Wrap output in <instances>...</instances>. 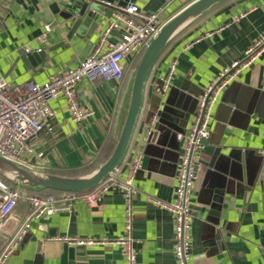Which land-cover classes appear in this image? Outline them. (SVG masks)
Wrapping results in <instances>:
<instances>
[{
    "label": "crops",
    "instance_id": "crops-1",
    "mask_svg": "<svg viewBox=\"0 0 264 264\" xmlns=\"http://www.w3.org/2000/svg\"><path fill=\"white\" fill-rule=\"evenodd\" d=\"M193 1L136 0L134 5L145 14H159L165 24ZM61 2L0 0V78L12 85L30 80L42 84L90 56L112 16L103 18L90 33L84 30L81 37L68 38L59 17ZM126 30L119 22L106 38L104 50ZM262 36L264 0H228L180 32L152 66L130 141L115 172L126 179L138 161L132 204L136 264H177L172 252L174 216L155 204L170 205L175 200L182 153L177 136L190 129L199 97L212 80L231 64L242 62ZM26 50L41 55L38 63L27 68L20 60ZM142 53L123 60L120 81L84 79L76 86V99L93 112L91 118L74 123L64 98L52 100V116L29 142L32 152L26 158L27 167L79 177L102 165L123 127ZM173 65L171 86L161 96L156 88ZM232 84H236L233 89ZM229 87V102L221 104ZM239 104H244L245 111L235 110ZM197 162L190 232L194 264H264V52L220 95L210 137ZM63 196L71 198L70 211L29 220L19 248L5 264H125L121 248L102 244L123 234L124 196L111 190L96 204L77 194ZM29 217V205L21 200L0 222V254ZM64 238L96 243L79 247L68 245Z\"/></svg>",
    "mask_w": 264,
    "mask_h": 264
},
{
    "label": "built area",
    "instance_id": "built-area-1",
    "mask_svg": "<svg viewBox=\"0 0 264 264\" xmlns=\"http://www.w3.org/2000/svg\"><path fill=\"white\" fill-rule=\"evenodd\" d=\"M132 16L140 20L137 23ZM112 20L104 31L99 43L89 57L80 61L74 69L50 76L42 84L28 81L22 85H12L0 78V156L18 165L27 166L26 158L32 152L29 142L42 130L43 123L52 116L49 103L60 97L64 98L68 112L74 123H81L93 116V112L80 106L76 99L75 88L82 80L90 82L103 80L118 82L123 77L122 62L132 54L145 50L150 41L163 26L159 14H145L134 4L114 11ZM121 22L127 30L120 35L117 42L104 50L106 38ZM45 27V34L49 32ZM43 35L40 40L45 41ZM41 50H37L39 53ZM28 52V50H26ZM264 52V36L250 47L242 62L231 64L202 92L190 129L184 135H178L182 143V153L177 172L175 200L170 205L156 201L157 206L168 210L174 216L173 256L177 264H194L190 254L192 210L191 199L198 168L197 156L210 137V122L217 101L222 92L235 79L237 74L248 67ZM174 65L161 77L160 95L163 96L171 86L174 75ZM138 169L135 163L132 174L121 179L115 173L105 179L100 185L89 191L77 194L88 204L99 202L101 195L114 190L120 192L125 199V217L123 234L114 241L102 242L106 245H116L122 250L125 264H136V252L133 246V198L137 194L134 185V174ZM78 198V197H77ZM76 199V198H75ZM21 200H26L30 208L29 219L17 230L0 254V264H5L9 257L19 248L23 236L29 228V220L52 216L61 211H70V197L54 195L22 196L18 189H12L0 178V222L7 218ZM64 242L74 246H92L96 242L64 238Z\"/></svg>",
    "mask_w": 264,
    "mask_h": 264
},
{
    "label": "water",
    "instance_id": "water-1",
    "mask_svg": "<svg viewBox=\"0 0 264 264\" xmlns=\"http://www.w3.org/2000/svg\"><path fill=\"white\" fill-rule=\"evenodd\" d=\"M226 1L228 0L193 1L163 24L150 41L143 51L134 73L129 106L116 146L105 163L86 175L63 177L32 170L0 156V178L12 186L29 191L52 190L61 193H78L92 190L100 185L116 172L122 162L141 109L146 79L159 55L180 32ZM135 2L136 0H62L59 17L63 21L62 24L65 25L64 29L67 30L68 38L81 37L84 30L90 33L98 27L103 18H110L114 11ZM132 19L141 23L135 17ZM40 56V54L25 52L24 56L21 55L20 60L27 68L28 65L34 66L35 62L38 63ZM234 85L236 84L231 85V89L236 87ZM158 89L160 90L159 87L156 88V90ZM229 90L230 87L221 98V104L229 102ZM240 109L245 111L244 104L235 106L236 111ZM247 113L249 114V110Z\"/></svg>",
    "mask_w": 264,
    "mask_h": 264
},
{
    "label": "trees",
    "instance_id": "trees-1",
    "mask_svg": "<svg viewBox=\"0 0 264 264\" xmlns=\"http://www.w3.org/2000/svg\"><path fill=\"white\" fill-rule=\"evenodd\" d=\"M142 55V54H141ZM141 57V56H140ZM110 155V154H109ZM108 156H106L101 163H104L107 159H108ZM90 172V170L88 171ZM84 173H87L84 172ZM79 174V173H78ZM81 174V173H80ZM4 181V180H3ZM6 182V181H5ZM12 189H18L21 194L25 197L27 196H32V195H39V196H47V195H54L56 197H61L63 195H73V194H83V193H87L89 191H86V192H78V193H61V192H57V191H52V190H38V191H29V190H25V189H21V188H18V187H15V186H12L11 184H9L8 182H6Z\"/></svg>",
    "mask_w": 264,
    "mask_h": 264
},
{
    "label": "rangeland",
    "instance_id": "rangeland-1",
    "mask_svg": "<svg viewBox=\"0 0 264 264\" xmlns=\"http://www.w3.org/2000/svg\"><path fill=\"white\" fill-rule=\"evenodd\" d=\"M19 191V190H18ZM20 192V191H19ZM20 194H21V192H20Z\"/></svg>",
    "mask_w": 264,
    "mask_h": 264
}]
</instances>
